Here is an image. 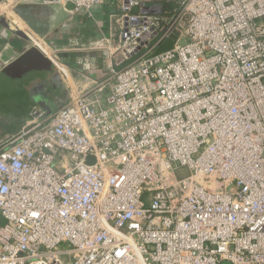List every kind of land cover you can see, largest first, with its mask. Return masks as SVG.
<instances>
[{
	"label": "built area",
	"instance_id": "obj_1",
	"mask_svg": "<svg viewBox=\"0 0 264 264\" xmlns=\"http://www.w3.org/2000/svg\"><path fill=\"white\" fill-rule=\"evenodd\" d=\"M165 1L122 0L101 80L50 52L68 100L0 144V264H264V0Z\"/></svg>",
	"mask_w": 264,
	"mask_h": 264
},
{
	"label": "crops",
	"instance_id": "obj_2",
	"mask_svg": "<svg viewBox=\"0 0 264 264\" xmlns=\"http://www.w3.org/2000/svg\"><path fill=\"white\" fill-rule=\"evenodd\" d=\"M20 2L18 1L17 5ZM34 3L39 7L38 11H34L36 19L32 18V25L30 28L27 26L29 29L25 32H31L37 39L41 37L48 47H53L52 52L57 57L59 55L55 50L63 49L65 52L66 48L68 59L75 56V51L71 49V38L68 39L67 35L63 36H66L63 42L69 43L62 42L60 43L62 46L56 44L60 42L59 36L78 24L96 26L98 29L102 27L107 33L102 34L100 41L102 46H105V40L110 39L113 42L116 40L111 34L110 20L111 16L118 14L122 0H104L90 12V15L82 11L73 12L70 4H49L44 0H37V3L36 1ZM9 23L7 30L0 27V73L4 67L12 65L0 83V144L20 131L28 121L29 113L34 106H38L46 114H51L68 100V88L47 51L36 39L33 43L23 31L25 39L17 37L14 34L16 29L12 27V23H15ZM67 34L69 35L68 32ZM24 55L26 56L21 59ZM96 55V58L88 63L85 60L84 63L72 64L65 58L61 59L75 85L79 86L84 81L101 80L106 76L110 65L108 56L105 53L103 58L101 53Z\"/></svg>",
	"mask_w": 264,
	"mask_h": 264
},
{
	"label": "rangeland",
	"instance_id": "obj_3",
	"mask_svg": "<svg viewBox=\"0 0 264 264\" xmlns=\"http://www.w3.org/2000/svg\"><path fill=\"white\" fill-rule=\"evenodd\" d=\"M7 1L8 0H0V5L6 4ZM18 1L20 2V0H15V2H13L9 8L4 9V11L2 13H0V17L6 18V20H8L11 23L14 22L15 24L12 23L13 29H19L20 28L19 30H26L29 28L14 13V9H15V6L18 3ZM110 21L112 22V27H114V20L111 19ZM17 24H18V26H17ZM67 32L69 33V35L67 34ZM67 32L63 33L61 36H59L60 42H57L58 44H56V45L62 46V45H60V43L62 44V42L64 41L63 39L66 37V36L65 37H63V36L67 35L68 39H69V37L71 38V45H72L71 49H73L75 51V53H74L75 56L72 57V59H68L67 55H66V53L68 54V52H66L67 48H66L65 52H63L64 51L63 49L62 50L56 49L55 51H57L58 55H59V57H56V58H58L60 61H61V59L65 58V59H67V61H69V63H72V64L84 63V62H86L85 60H87V63H88V61L96 58V56H97L96 53H101L102 58H103L104 53L107 55V53H106L107 49L105 48V46H102V44L100 43L101 37H103L102 34L103 35L107 34L106 31L102 27H99V29H98L96 26L91 27V25L83 26V25L78 24V25L74 26L72 28V30H69ZM30 33H28V34L31 35L32 33L31 34ZM111 34H112L114 40L117 39L118 28L115 27L113 30H111ZM32 36H33V34H32ZM33 38H34V36H33ZM53 38H55V37L53 36ZM36 41L39 42L38 40H36ZM175 41H176L175 36L170 37L169 39H167L164 42L162 47L160 49H158V52L171 49L173 47ZM67 42L68 41H66V43ZM39 43L42 45V47L50 55V52H52L53 47L45 46L41 42H39ZM66 43L63 42V44H66ZM92 46H94L96 48L94 49ZM90 47L93 51L92 50L90 51ZM61 51H62V53H61ZM70 52H73V51H70ZM184 172H185L184 170H181V173H184Z\"/></svg>",
	"mask_w": 264,
	"mask_h": 264
},
{
	"label": "water",
	"instance_id": "obj_4",
	"mask_svg": "<svg viewBox=\"0 0 264 264\" xmlns=\"http://www.w3.org/2000/svg\"><path fill=\"white\" fill-rule=\"evenodd\" d=\"M37 3V0H22V2L19 3V5H17L14 9V13L21 19V21H23L25 23L26 26H28L30 28V26L32 25V18L36 19L35 17V13L34 11H38L37 9L39 8L37 5H35V2ZM29 3H34L31 5H28ZM32 5H34L35 7H32ZM34 9V10H33ZM148 9H145L143 11V13H147ZM0 27H2L3 29L7 30L9 29V21L6 20V18H2L0 20ZM15 35L21 39H25V35L22 31L20 30H16L14 31ZM38 39L42 40L41 37H38ZM42 43L44 45L47 46V44L42 40ZM29 53H27L28 55ZM26 55L22 56L21 59H23ZM12 67V65L8 66V67H4L3 70L0 73V83L3 80V78L5 77L8 69H10ZM223 264H228V263H223Z\"/></svg>",
	"mask_w": 264,
	"mask_h": 264
},
{
	"label": "trees",
	"instance_id": "obj_5",
	"mask_svg": "<svg viewBox=\"0 0 264 264\" xmlns=\"http://www.w3.org/2000/svg\"><path fill=\"white\" fill-rule=\"evenodd\" d=\"M173 8V4L172 3H169V2H166L165 0H162V3H161V10L163 12L167 11V12H170Z\"/></svg>",
	"mask_w": 264,
	"mask_h": 264
},
{
	"label": "bare ground",
	"instance_id": "obj_6",
	"mask_svg": "<svg viewBox=\"0 0 264 264\" xmlns=\"http://www.w3.org/2000/svg\"><path fill=\"white\" fill-rule=\"evenodd\" d=\"M13 2H15V0H8V1L6 2V4H4V5H0V13H2V12L4 11V9L9 8L10 5H11ZM47 56H48V55H47Z\"/></svg>",
	"mask_w": 264,
	"mask_h": 264
}]
</instances>
